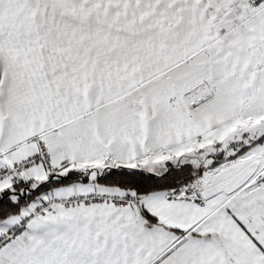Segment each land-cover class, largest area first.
I'll use <instances>...</instances> for the list:
<instances>
[{"label":"snow or ice","instance_id":"1","mask_svg":"<svg viewBox=\"0 0 264 264\" xmlns=\"http://www.w3.org/2000/svg\"><path fill=\"white\" fill-rule=\"evenodd\" d=\"M0 264H264V0H0Z\"/></svg>","mask_w":264,"mask_h":264}]
</instances>
